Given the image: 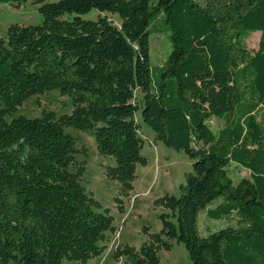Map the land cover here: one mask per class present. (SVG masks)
I'll return each instance as SVG.
<instances>
[{"label": "trees", "instance_id": "16d2710c", "mask_svg": "<svg viewBox=\"0 0 264 264\" xmlns=\"http://www.w3.org/2000/svg\"><path fill=\"white\" fill-rule=\"evenodd\" d=\"M35 4L43 24H11L0 39V264H82L104 252L111 217L84 192L65 126L94 132L99 149L115 157L112 175L129 188L146 161L137 89L157 138L194 161L181 194L165 196L169 212L155 238L184 243L193 264H264V0ZM93 9L117 14L120 26L107 16L83 18ZM256 31L259 47L251 50L246 38ZM155 33L171 43L158 67ZM54 88L72 97L70 115L4 118L31 93ZM232 165L250 175L236 180ZM202 214L227 224L204 234ZM118 252L129 264L159 260L148 243Z\"/></svg>", "mask_w": 264, "mask_h": 264}, {"label": "rangeland", "instance_id": "374dc122", "mask_svg": "<svg viewBox=\"0 0 264 264\" xmlns=\"http://www.w3.org/2000/svg\"><path fill=\"white\" fill-rule=\"evenodd\" d=\"M35 1L29 0L23 4L0 3V39H8L11 24H43V15ZM99 16H107L117 26L121 24L117 14L97 9L84 14L83 18L97 19ZM161 21L162 18L157 19L154 26H161ZM260 38V31L251 33L246 38L248 48L257 50ZM150 45L152 66L158 67L171 51V43L166 34L155 33L151 36ZM143 97L144 92L137 89L133 102L140 107L135 119L139 125V135L143 139L142 155L146 157V161L137 163L129 188H126L123 179L112 175L111 169L116 166L115 157L99 149L94 132L65 126V131L74 137L73 169L75 172L80 170L79 182L84 192L93 199L97 211L111 217L105 239L99 243L104 247V252L82 264H129L127 254H118V250L141 251L144 243L151 244L156 249L159 257L157 264H193L184 243L165 235H162V240H157L155 235L164 228L163 216L165 212H169L165 196L181 194L179 186L186 182V174L192 170L194 161L184 151L168 147L157 138L154 130L143 119ZM73 109L71 96L56 88L43 89L31 93L17 108L6 111L4 118L10 122L21 115L42 118L46 113H54L55 119L59 120L70 115ZM211 124L214 128L220 127L217 119H213ZM231 171L236 180L250 175L248 169H240L236 165L231 166ZM226 224L225 220H209L205 214L200 217V228L204 234ZM61 264L81 263L64 259Z\"/></svg>", "mask_w": 264, "mask_h": 264}]
</instances>
